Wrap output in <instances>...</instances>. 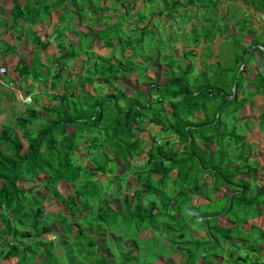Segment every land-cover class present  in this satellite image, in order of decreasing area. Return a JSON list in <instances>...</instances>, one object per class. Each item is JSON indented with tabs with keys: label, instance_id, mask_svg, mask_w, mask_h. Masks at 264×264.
I'll use <instances>...</instances> for the list:
<instances>
[{
	"label": "trees",
	"instance_id": "16d2710c",
	"mask_svg": "<svg viewBox=\"0 0 264 264\" xmlns=\"http://www.w3.org/2000/svg\"><path fill=\"white\" fill-rule=\"evenodd\" d=\"M67 1L72 9L60 15L61 22L51 37L34 30L35 25L49 22L52 13ZM107 1L122 6L130 0H12L9 18H4L6 31H14L19 44L34 49L31 57H17L11 73L0 75L9 85L17 74L19 89L24 87L20 92L31 98L20 108L17 94L0 88V101L6 96L11 103L8 112L0 103V264H155L156 258L172 252L183 256L181 264H199V257L210 264H264V226L251 223L249 230L244 228L264 216V182L259 180L262 164L251 158L257 148L246 141L253 123L238 126L237 122L250 97H264V62L250 80L255 90L243 84L245 56L252 47L264 50V0H132L148 5L132 23L128 11L112 22V15L105 14L112 9ZM86 7L93 12L87 23L91 30L75 32L68 21L70 15L83 20ZM151 14L165 16L169 23L177 20L184 26L183 32L156 37L149 22L140 26ZM256 18L261 27L256 26ZM188 24L192 26L189 31ZM155 25L161 22L157 20ZM64 31H74L80 39L67 42ZM237 35V50L232 51V61L226 62L234 66L229 71L238 74L235 89L231 90V84L228 91L215 90L206 79L213 66L225 62L219 61L213 46L222 38L219 49ZM53 36L60 40L58 51L42 63V51L52 49ZM178 37L187 47L179 55L164 51ZM247 37L250 42L245 45ZM94 40L99 49L111 53L95 54ZM15 49L16 43L7 44L5 50L14 53ZM116 51L119 58H114ZM83 56L87 58L85 74L79 69L76 79L71 73L66 78L63 71L72 68L69 61ZM157 57L165 68L163 81L147 76ZM137 58L142 63H136ZM197 66L200 69L195 71ZM133 74L143 76L149 87L144 91L135 88L128 96L115 84ZM240 76L243 79L238 85ZM95 83H104L112 92L92 95L88 88ZM39 88L51 91V96L38 92ZM220 96L221 102L215 105ZM258 117L264 128V111ZM147 125L160 127L161 132L151 136V147L144 152L148 141L141 134L147 132ZM161 135L165 138L157 141ZM78 139L94 153L89 169L73 159L80 150ZM143 153L145 162L133 165ZM119 163L135 173V185L128 187L136 189L135 199L123 196L116 208L111 206L107 190L123 176L113 175L105 188L93 176L114 174ZM39 179L44 181V194H30L22 185ZM62 182L73 187V192L63 196L57 189ZM222 187L229 192L215 199ZM113 190L117 196L124 192L120 185ZM52 197L63 209L47 222L43 204L53 205ZM222 217L233 226L222 227ZM194 230L203 231L204 236H191ZM144 231H151L152 236L141 237ZM54 233L55 239L42 238ZM126 239L134 241L137 253L123 250ZM234 239L244 249L257 252L262 262L240 255L239 243L226 244ZM106 249L109 252H103ZM223 253L225 259L218 261ZM37 258H41L39 263Z\"/></svg>",
	"mask_w": 264,
	"mask_h": 264
},
{
	"label": "rangeland",
	"instance_id": "374dc122",
	"mask_svg": "<svg viewBox=\"0 0 264 264\" xmlns=\"http://www.w3.org/2000/svg\"><path fill=\"white\" fill-rule=\"evenodd\" d=\"M12 0H0V48H4L5 44L7 43H12L13 45H15L16 43V49H15V54L14 53H10L11 56L10 59H8L7 61L3 60V64H7L9 71H11V69L13 70L15 68V64L17 62V57L18 56H29L31 57V49L34 47H30L29 45L25 44V43H21L19 44V42H17V35L15 34L14 31L12 30H7V26L4 23V18H9V14L11 12V8H12ZM107 5L110 6V8H112L110 11L105 12V14L107 15H112V22H116L118 17L124 13V12H129V17H131L133 20H130L129 23H132V21H136L137 19H139V17L137 16V14L139 13H143L144 11L146 12L147 9V4L142 3L141 1H138L136 3H133L132 0H130L129 2H123V5H119L116 6L113 2L111 1H107ZM72 9V5L70 2L67 1L66 5L61 8L60 10L55 11L54 13H52V16L50 18L49 22L46 23H39L37 25L34 26V30L39 32L42 36L46 35L48 37H51V34L55 33V26L57 28V26L59 25L58 22H61L60 19V15H64L65 13L68 12V10ZM87 10V16L82 20L80 19V17L78 15L73 17V14L70 15L69 18V22H71V27L74 28L75 32H83L85 30H91V27L87 26V23L92 19V15L93 12L86 7ZM166 17L165 16H158L156 14H151L149 16V18L145 21H142L140 23V26H144L149 22V27L150 29H155L154 31L155 36L156 37H161L162 39H164V32H168V34L172 35L175 33V31L177 30L178 32H183L182 29H184L183 25H180L178 23L177 20L171 21L169 22H165L164 19ZM248 19L250 20L251 17H248ZM159 20L161 22V25L156 26L155 25V21ZM166 20V19H165ZM194 21V20H192ZM256 22V26L261 27V21L258 20L257 18L255 19ZM258 23V24H257ZM42 24V25H41ZM57 24V25H56ZM64 24H66V22H64ZM63 23L59 26H63ZM100 26H97V28ZM192 26H190L188 24L187 26V30L189 31L191 29ZM163 28H166L163 29ZM179 28V30H178ZM62 29V27H61ZM262 28L259 29V31H261ZM74 31L71 33L70 31H64L63 32V37L67 38V42H77L80 37H77L76 33L73 34ZM238 36V37H237ZM234 38H231V40L228 39V42L223 44V47L220 46V50L218 49V45H219V41L221 42V40H223L222 38H220L219 41L216 42V44L213 46L215 53L218 54L217 57H219V61L221 63H223V61L225 62L221 65V66H213L212 69H210V71H212V75H209L210 78L206 79L208 81H210L212 87L216 90L217 88H222L223 90H230L229 87H231L232 84V88L231 90H233V88L235 89V87L233 86L235 82H233L234 80H236L234 73L229 71V69H232L234 66L231 65V63L226 64V62H230V60L232 61V51H234L233 49L235 48L237 50V48L235 47L236 45L238 46V42L240 41L239 39V35H237ZM180 38L178 37L177 41H173L172 43H170V47H168L167 49H165L164 51H170L171 53L177 54L179 55L180 49L187 47L188 44H186L185 42L179 40ZM52 41V49L51 50H46V51H42V63L46 62V57L47 55H51L54 53H57L58 51V44L60 40L55 41L54 36L50 39ZM249 37L245 38L244 41H249ZM82 41V40H81ZM80 44V43H79ZM116 44V42H115ZM229 44V45H228ZM99 43L94 40V46H93V52L95 54H106L109 55L111 53V50L109 49H99ZM81 46V45H80ZM172 47H174L175 49H172ZM191 46H189L190 48ZM231 47V48H230ZM193 48V46H192ZM219 50V51H218ZM202 52L201 47L198 49L197 51V63H200V53ZM239 52V51H238ZM126 54H129V52L127 51ZM264 51L262 49H260L259 47H257L254 51V61L253 64L254 66L261 64L263 62V58H264ZM248 55V54H247ZM247 55L245 56L244 59L247 58ZM111 56V55H110ZM120 54L118 51H116L114 53V58H119ZM87 58L86 57H80L77 61L74 62V60L69 61V66H71L72 68L64 70L63 73L66 76V78L68 77L67 74L71 73L73 78L76 79L77 78V71L80 70L81 74H85V69L87 68V66L83 65V62L86 61ZM93 61H95V58L93 56ZM136 63H142L141 59L137 58L134 60ZM213 61V60H212ZM215 61V60H214ZM23 62H25L26 64L28 63L27 58L23 59ZM158 62V57L154 59V61L151 63V65L153 66L154 69H149L147 76H156V78L159 81H163L165 79V77L161 76V72L165 71V68L160 66ZM196 63V64H197ZM74 68V70H73ZM197 69H200L199 66L196 67L195 71ZM251 65L248 64V66L246 67V73L249 72L250 74H255V71H251ZM73 70V71H72ZM12 72V71H11ZM76 72V73H75ZM16 78H14L15 82H19L18 80H20V77L17 74H14ZM18 77H17V76ZM251 75H249L250 77ZM248 77V74L247 76ZM242 78V76H240V78L238 79L237 83L239 85L240 83V79ZM243 79V78H242ZM249 79V78H248ZM243 82L245 83L244 85L246 86L247 89H249L250 91H252V86L248 84V82L246 81V79H243ZM50 83H46L45 86H48ZM116 87L121 88L122 91H124L128 96H132V94L135 91V88H139L140 90L144 91L146 90L149 85L147 82H145L144 77L143 76H137L136 74L132 75V78L128 79V78H124L122 79L120 82L115 84ZM44 86V87H45ZM62 86H63V82L59 85V89L58 91L62 90ZM15 91L19 90V88H14ZM75 92L78 93L79 90H77V88H74ZM89 93H91L94 96H98L99 93H103V94H107L109 92H112V89H109L107 85H105L104 83H95L94 85H91L88 88ZM234 91V90H233ZM38 92L41 93H45L47 96H51L52 92L51 91H46L44 88H39ZM216 93V92H215ZM222 94V92H221ZM216 95V94H215ZM223 95V94H222ZM19 96V95H18ZM22 96V95H21ZM86 98V96L84 97ZM221 98L222 96L218 97L215 100V105L218 104L219 102H221ZM255 97H250L249 98V102H251L252 99H254ZM20 102H22L21 99H19ZM246 104L244 106V108L238 113L239 115L237 116V122H238V126L242 125L243 123H247L248 126H250L249 123H253V128L252 131H250L248 133V137L246 138V141L249 142L250 144L254 145L257 148V151L254 152L251 155V158L253 159H257L261 164H262V168H261V173L259 175V180L260 182L262 181V183L264 182V128L260 127V125L258 124V119H259V114L261 113V110H264V97L263 98H257L254 100V103L252 104ZM50 103H52L50 101ZM19 105L21 103H18ZM121 105H123V102L121 103ZM167 113H171V109L168 107L167 108ZM1 120V119H0ZM195 121V120H194ZM246 124V125H247ZM243 126H245V124H243ZM247 129V127L245 128V130ZM161 132L160 127L157 126H151V125H147V132H144L141 134V136L143 138H146L148 143L147 145L144 147V152H146L147 150L150 149L151 147V136H157L156 134ZM242 130L239 129L238 133H241ZM96 133H93V135H95ZM165 136H162L160 138L157 137V141H160L161 139H164ZM77 142L80 143V150L76 151V154L74 155L73 159L76 163H82L83 166L88 167V169L93 166V164L91 163V159L94 155L93 152H88L86 150V146L84 145V141L83 140H77ZM24 144V151L26 150V143L23 142ZM212 148H215V146H212ZM105 151H107L106 149H104ZM145 158L146 155L145 153H143L141 156L137 157L134 161H133V165H138L141 166L144 162H145ZM120 164V163H119ZM113 175H117V176H123V178L120 181H116L115 183H112L109 187V189L107 190V198L110 201L111 206L119 208L120 207V203L119 200L123 197V196H127L129 199L133 200L135 199V196L133 195V190L136 189L135 187L132 188L131 186L128 187V185H135V173L129 170V166L128 165H119V169L117 171H115L114 174H95L93 176V178L96 180V182H99L101 184H103L104 188L106 187L107 182H110L113 179ZM157 177V176H156ZM43 180L39 179L37 180L35 183H31V184H22L24 185L25 189L30 193H41L44 194L46 193L45 188L43 187ZM123 186L124 188V192H122L121 196H117L113 193V189H115L117 186ZM58 191L63 195H67L69 192L72 193L73 192V187L71 186H67L64 184V182L60 183L57 186ZM224 192H229L228 189L222 187L218 194L216 195L215 199L218 198H222L223 197V193ZM197 202H201V200L198 198L196 200ZM194 201V203L196 202ZM52 203L53 205H48L46 202L43 204L44 205V211L46 212L47 216L44 217V219L47 222H50L53 219H56L57 214L60 212L61 209H63L61 203H59L54 197H52ZM206 201H203L202 204H205ZM67 212V211H65ZM79 216H82V213L80 212ZM220 225L222 227H230L231 225L233 226V222L231 220H229L226 217H222L219 220ZM254 223L257 226L263 227L264 226V216L259 219H254L249 221L246 225H244V228L249 230L250 229V224ZM54 228L56 231H59L60 226L58 224L55 223ZM190 229H195L194 226H190ZM21 230L24 229V227H20ZM141 237H151L152 233L151 231H144L141 233L140 235ZM193 237L195 238H200L201 236H204V232L202 231L201 233H198L196 230H194V232L192 233ZM42 238L45 239H55V233L54 234H49V235H43ZM165 238V237H164ZM115 240H117L118 238H114ZM26 241V240H24ZM65 241V239H63V242ZM249 241V240H248ZM240 242L239 239H234L231 241H228L226 244L231 245V243H235L238 244ZM250 243V241H249ZM237 246V245H236ZM243 246H245L242 243H239V245L237 246V248L239 249V254L242 256H249V258H259V254H257V252H252V250L249 249H244ZM122 247L123 250H127L128 254H132V253H137L139 251L138 247L136 246V244L134 243L133 240L131 239H126L122 242ZM103 252H109V250H104ZM225 255L226 253H223L221 257H218V261H223L225 259ZM217 258V256H215ZM260 259V258H259ZM36 263H39L41 261V258H37ZM183 261V256L178 252V253H174L172 252L170 255H167L166 257H158L154 260L155 264H181ZM259 261L262 262V259H260ZM198 263L199 264H210L209 262H204L200 257L198 258Z\"/></svg>",
	"mask_w": 264,
	"mask_h": 264
},
{
	"label": "crops",
	"instance_id": "0c3cea01",
	"mask_svg": "<svg viewBox=\"0 0 264 264\" xmlns=\"http://www.w3.org/2000/svg\"><path fill=\"white\" fill-rule=\"evenodd\" d=\"M264 40V39H263ZM250 42V40L249 41H244V44L245 45H248V43ZM7 44H9L10 46H14L12 43H7ZM7 44H5L4 46V48H0V67H2V66H4V67H6L7 68V73H11V71H13L12 69H11V71H9V68H8V65L7 64H3L2 62H3V60L4 61H7L8 59H10V57L9 56H11L10 55V53H7V51L5 50L6 48H7ZM30 46V45H29ZM10 52H12L11 50H9ZM13 53V52H12ZM252 53L251 52H249V54L247 55V58L245 59V62H244V66L245 67H247L248 66V64H250L251 65V71H255V74H250L249 72H245V78L244 79H247V78H249L248 79V84L249 85H251L252 86V91H254L255 90V88H254V86L251 84V79L256 75V73H257V69L258 70H262V63L261 64H259V65H256V66H254V64H253V61H254V57L251 55ZM243 68V67H242ZM6 73V74H7ZM5 74V75H6ZM247 74H248V77H246L247 76ZM249 75H251L250 77H249ZM14 76V78H16L15 77V75H13ZM17 76V75H16ZM18 77V76H17ZM3 76L2 77H0V88L1 87H4V88H6V90H11V91H13L14 93H16V91L14 90V88H19L18 87V83L17 82H15V81H12L14 84L13 85H8V83L5 81V80H3ZM19 81V80H18ZM243 84H245V83H243ZM24 86V85H23ZM27 87H28V84H27ZM246 87V86H245ZM24 88V87H23ZM23 88H20L21 89V92L23 93ZM19 89V90H20ZM249 90V89H248ZM253 97H255L254 99H252V100H255V99H257V98H263L262 96H260V95H255V96H253ZM20 101V100H19ZM0 103L3 105V108L5 109V110H7V112L10 110V109H8V107L10 108L11 107V103H9V102H7V97L5 96V97H3V99L0 101ZM19 103H21L20 105H19V107L21 108L23 105H24V103H22V102H19ZM17 106H18V104H17ZM264 110H261V112H263Z\"/></svg>",
	"mask_w": 264,
	"mask_h": 264
},
{
	"label": "built area",
	"instance_id": "2783aa9c",
	"mask_svg": "<svg viewBox=\"0 0 264 264\" xmlns=\"http://www.w3.org/2000/svg\"><path fill=\"white\" fill-rule=\"evenodd\" d=\"M5 73H7V70H6L4 67H1V68H0V75H5ZM9 85L11 86V85H13V84H9ZM16 94H17V96L19 95L18 98L22 100V103H24V104H25V103L29 104V103L31 102V98L28 97V96H27V97L23 96L22 93L20 92V90H17V91H16ZM21 95H22V96H21Z\"/></svg>",
	"mask_w": 264,
	"mask_h": 264
},
{
	"label": "flooded vegetation",
	"instance_id": "af4514ba",
	"mask_svg": "<svg viewBox=\"0 0 264 264\" xmlns=\"http://www.w3.org/2000/svg\"><path fill=\"white\" fill-rule=\"evenodd\" d=\"M257 47H252L250 52L252 53L251 55L254 57V51ZM260 49H262L260 46H259ZM263 50V49H262ZM264 51V50H263ZM263 62H264V59H263ZM259 65V64H258Z\"/></svg>",
	"mask_w": 264,
	"mask_h": 264
},
{
	"label": "water",
	"instance_id": "95a60500",
	"mask_svg": "<svg viewBox=\"0 0 264 264\" xmlns=\"http://www.w3.org/2000/svg\"><path fill=\"white\" fill-rule=\"evenodd\" d=\"M233 95H235V92H234V94Z\"/></svg>",
	"mask_w": 264,
	"mask_h": 264
}]
</instances>
